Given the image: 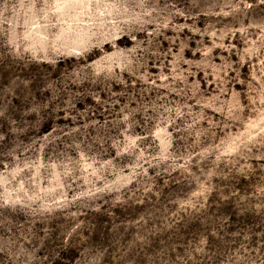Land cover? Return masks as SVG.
I'll list each match as a JSON object with an SVG mask.
<instances>
[{"label":"rangeland","instance_id":"rangeland-1","mask_svg":"<svg viewBox=\"0 0 264 264\" xmlns=\"http://www.w3.org/2000/svg\"><path fill=\"white\" fill-rule=\"evenodd\" d=\"M0 264H264V0H0Z\"/></svg>","mask_w":264,"mask_h":264}]
</instances>
